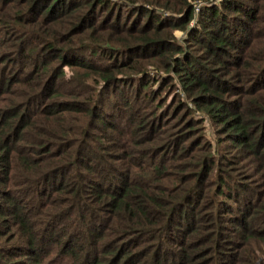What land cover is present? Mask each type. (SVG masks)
<instances>
[{
	"label": "trees",
	"instance_id": "trees-1",
	"mask_svg": "<svg viewBox=\"0 0 264 264\" xmlns=\"http://www.w3.org/2000/svg\"><path fill=\"white\" fill-rule=\"evenodd\" d=\"M5 235L0 264H264V0H0Z\"/></svg>",
	"mask_w": 264,
	"mask_h": 264
},
{
	"label": "rangeland",
	"instance_id": "rangeland-1",
	"mask_svg": "<svg viewBox=\"0 0 264 264\" xmlns=\"http://www.w3.org/2000/svg\"><path fill=\"white\" fill-rule=\"evenodd\" d=\"M183 31L180 30V29H173V35L175 36V40L176 41H182L181 37L183 34ZM174 91L177 92L179 94V96L183 97L185 94H184V91L181 89V87H178L176 86L174 88ZM190 104V102H189ZM202 128V133L203 135H205L208 139H212V142L214 143V139H215V128H217L218 126L216 124H212L211 122L205 120L201 126ZM9 238V235H5L4 238H0V247L1 248H4V246L8 243L7 240ZM10 244V243H9ZM18 257V255H16ZM20 258V256H19ZM259 261V259L257 260Z\"/></svg>",
	"mask_w": 264,
	"mask_h": 264
}]
</instances>
